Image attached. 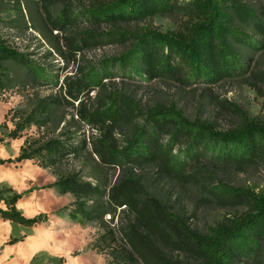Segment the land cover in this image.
<instances>
[{"label":"trees","instance_id":"obj_1","mask_svg":"<svg viewBox=\"0 0 264 264\" xmlns=\"http://www.w3.org/2000/svg\"><path fill=\"white\" fill-rule=\"evenodd\" d=\"M33 1L54 30L66 32L67 50L61 55L66 68L76 66L59 86L57 74L0 34V100L11 84L9 61L26 67L36 80L59 86L18 118L8 136L20 139L32 125L47 126L51 110L61 106L71 107L90 128L88 136L65 128L56 137H27L17 157L54 170L89 153L103 171L117 172L113 183L74 171L50 184L75 197L67 207L73 221L100 227L89 247L107 254L109 264H264V189L231 183L241 170L264 168V122L233 105L240 120L221 129L215 121L189 119L176 103L144 101L134 86H125L161 78L184 86L215 84L247 76L264 89V70L252 68V57H242L230 43L264 50V4L244 19L232 0ZM86 1L92 2L86 6ZM178 11L187 14L185 32L118 27ZM240 18L253 32L236 25ZM109 25V30L99 29ZM108 44L125 50L96 63L80 62L84 50ZM22 198L12 187H0V219L28 227L48 221L45 213L26 217L17 207ZM186 198L196 207L245 210L200 230L192 225L195 213L189 214ZM62 262L55 258V264Z\"/></svg>","mask_w":264,"mask_h":264},{"label":"rangeland","instance_id":"obj_2","mask_svg":"<svg viewBox=\"0 0 264 264\" xmlns=\"http://www.w3.org/2000/svg\"><path fill=\"white\" fill-rule=\"evenodd\" d=\"M91 2L86 1L85 5L89 6ZM231 3L236 4L233 9L241 8L239 13L244 19H248L246 16L251 9H258L264 4L263 0H232ZM242 19L237 20L236 25L246 32H253L248 20ZM186 24L187 14L178 11L157 13L145 20L118 27L131 30L151 28L166 33L185 32ZM112 27L101 26L99 29L105 31ZM65 33L54 30L44 20L33 0H0V34L21 52L46 66L53 75L57 74L59 86L66 75L74 73L73 67L76 66L71 63L66 68L67 62L61 55L67 50L63 39ZM230 43L242 57H252V68L264 70V50ZM124 50L125 47L118 44L86 49L80 55V62L96 63ZM7 66L11 84L0 100V139L4 137L0 140V159L4 160L0 163V187H12L23 194L17 207L26 217L45 213L49 218L34 227L0 219V264H55V258L63 259L61 264H109L107 254H99L89 247V243L101 232L100 227L95 222L73 221L67 207L75 201V197L70 193L60 194L50 184L74 171L93 181L113 183L117 172L110 169L103 171L96 157L89 153L80 158L71 157L54 170L38 167L32 160H17L27 137H56L65 128H70L75 135L88 136L90 128L73 116L71 107L61 106L51 110L47 126L39 129L32 125L24 131L22 138H9L8 134L18 118L27 115L41 98L58 91L59 86L36 80L26 67L13 61H9ZM125 86H134L144 101L176 103L189 119L200 117L215 121L221 129H228L240 120V113L233 105L264 122V89L253 86L247 76L224 78L215 84L198 82L184 86L177 79L161 78L150 83L131 81ZM91 94L95 96L96 92ZM231 183L259 192L264 189V168L252 166L241 170L235 173ZM185 205L189 214L195 213L191 222L200 230L215 225L225 216L245 210L243 207H196L191 198L185 199Z\"/></svg>","mask_w":264,"mask_h":264}]
</instances>
